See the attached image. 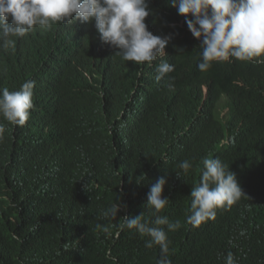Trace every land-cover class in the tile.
I'll return each mask as SVG.
<instances>
[{
    "label": "trees",
    "instance_id": "trees-1",
    "mask_svg": "<svg viewBox=\"0 0 264 264\" xmlns=\"http://www.w3.org/2000/svg\"><path fill=\"white\" fill-rule=\"evenodd\" d=\"M148 7V29L172 37L166 54L151 66L125 61L116 49L102 45L94 21L36 28L3 46L0 89L19 90L28 80L35 86L34 107L24 126L0 115V264H156L159 246L146 248L148 237L135 229L121 231L119 225L126 215L141 214L142 222L149 223L155 218L147 193L162 176L167 181L162 195L169 201L158 214L181 223L167 233L172 264H225L229 252L236 264H264V63L232 58L214 61L202 72L197 66L200 41L188 29L186 17L171 0H148ZM71 38L72 45L61 50L59 42ZM162 61L174 65L164 77L172 89L156 79ZM153 83L159 87L158 98L150 99ZM128 97L144 105L140 112L154 133L135 149V127L119 134L115 127L119 105ZM57 101L62 107L53 119ZM211 119L199 139L184 148L193 128ZM51 120L69 132H87L92 140L91 146L60 159L65 169L72 163L83 170L82 180L72 183L79 208L72 220L75 208L63 205L60 185L52 191L41 187L48 159L38 160L43 149L38 129ZM231 136L236 137L235 147L221 161L240 186L256 188L244 190L229 209H217L214 220L194 227L186 217L202 161L214 158L217 143ZM167 153L177 156L165 172H158L155 168ZM183 160L192 164L187 174L179 168ZM117 202L127 207H121L116 219L106 217ZM105 226L108 233L102 230Z\"/></svg>",
    "mask_w": 264,
    "mask_h": 264
},
{
    "label": "clouds",
    "instance_id": "clouds-1",
    "mask_svg": "<svg viewBox=\"0 0 264 264\" xmlns=\"http://www.w3.org/2000/svg\"><path fill=\"white\" fill-rule=\"evenodd\" d=\"M171 3L178 8L179 14L186 17L188 29L200 41L201 60L197 65L200 71H207L214 61H230L232 58L264 63V59H254L264 57V0H171ZM149 14L148 0H0V37L3 39V45L0 44V55H5L3 46L7 48L13 43L11 37L22 38L36 28L44 29L56 23L71 25L75 21L81 23L94 21L102 45L116 49V54L125 61H132L136 65L147 62V65L151 66L153 61L166 54L165 48L172 37L154 35L146 24V17ZM188 16L192 18H187ZM177 24L182 25V20ZM72 43L73 38L62 40L59 47L65 50ZM156 70V79L158 81L162 79L169 89H172L174 85L168 83L164 77L174 70V65L162 61ZM39 78L40 76L39 82H42ZM34 86L35 81L28 80L22 83L19 90L0 89V115L12 125L24 126L29 119L30 110L34 107L32 99ZM206 90V86L203 85V97ZM148 92L150 99L158 98V85L151 84ZM220 100L216 103V111ZM56 104L57 108L51 111L50 115L53 119L57 118L62 107L61 101H57ZM120 104L115 120L116 131L119 134L127 132L131 126L135 127L131 145V148L135 149L154 133L140 112L144 105L137 99L128 97L125 103ZM225 112L226 110L223 114ZM41 115L45 118L47 111ZM140 121L144 125H138ZM212 121L213 119L207 120L194 127L189 138L183 143L184 148L194 144L204 127ZM53 122L54 120H51L47 125L44 121L38 129L43 144L38 160L48 159L41 171L43 174L41 187L42 190L46 187L52 191L60 185L59 193L63 205L75 208V215L70 218L72 220L79 213L72 183L73 180H82L83 170L80 165L72 163L65 169L60 166V159L80 146H91L92 140L87 132H69V127ZM3 131V128H0V140L3 139ZM235 140L236 137L232 136L221 139L211 152L214 158H205L202 161L200 181L191 189L190 214L186 217L187 223L194 227H199L209 219L214 220L217 209H229L245 195L244 190L256 188L254 184L240 186L235 173L221 161L234 149ZM176 156L177 154L171 156L170 153L163 155L155 170L165 172ZM179 168L187 174L192 164L189 160H183ZM109 179L105 180V185ZM166 182L165 177H160L147 193L146 204L157 213L150 223L142 222V215L139 214L124 216V222L119 225L121 231L135 229L141 237H148L145 240L146 248L159 246L160 254L156 264H172L167 233L181 227L179 221L172 222L167 216L158 214L169 201L162 195ZM121 207L127 206L122 202L114 203L104 215L116 219ZM97 228L101 229V225L97 224ZM102 230L105 233L109 231L106 226ZM225 264H236L231 252L227 254Z\"/></svg>",
    "mask_w": 264,
    "mask_h": 264
}]
</instances>
